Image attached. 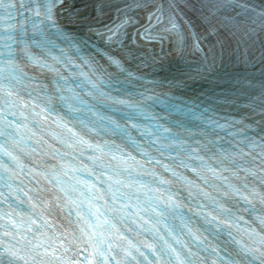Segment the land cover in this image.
I'll return each mask as SVG.
<instances>
[{
  "label": "snow or ice",
  "instance_id": "obj_1",
  "mask_svg": "<svg viewBox=\"0 0 264 264\" xmlns=\"http://www.w3.org/2000/svg\"><path fill=\"white\" fill-rule=\"evenodd\" d=\"M60 3H63V0H59ZM17 7H24L21 3L17 5L13 2H6V0H0V9L5 11L9 9H14ZM56 7V0H49V3L45 5L46 12L44 14V19L47 20L51 27L55 28L57 33L62 36L64 39H72L69 35L60 31L58 21L56 19L54 8ZM169 9L175 11L179 5L169 4ZM219 9V5L216 6ZM240 7H245L240 5ZM157 12L163 13V5H160L156 9ZM255 11V10H253ZM11 15V12L8 13ZM37 11V15H39ZM155 16L158 22L161 21V16H157L156 13H152ZM259 16V26L261 29H264V11L257 14ZM169 22L171 28H166V32L175 31L178 37L177 44L178 46L182 44L183 33L178 29V26L175 22L173 16L169 17ZM232 24V28L229 29L232 32V35H237L242 33L241 39L245 36L251 37L255 32V27H253L257 21L255 17H251L250 20H240L236 21L235 18H230L229 21ZM233 29L235 31H233ZM111 33L115 34L117 30L110 29ZM215 31V29H212ZM108 39L111 41L113 35H109ZM163 39V37H161ZM197 48L199 45H196ZM3 71V69H0ZM7 95L11 96L12 93L9 91ZM25 107L27 105H24ZM35 108V104H33ZM44 109H41L43 112ZM39 115L38 113H34ZM43 118V117H41ZM71 132L72 130L69 129ZM75 135V133H72ZM255 144V141H253ZM247 155V153H245ZM260 156V166H259V179L260 183L264 184V145H261V152L258 153ZM250 175L255 177L257 172L254 170H248ZM117 183H121L117 181ZM248 189V194L237 193L242 200L247 203H252V198L259 197L260 202L264 203V191L258 192L255 188H248V185H244ZM111 190V189H110ZM71 204L74 206L70 211H74L77 217V227L79 229V234L76 232L66 231L62 234H52L41 233V238H36L35 241L30 239L27 235L23 233L33 232V226L37 230L41 229V225L35 219L30 218L29 224H22L17 226L13 224L14 228H17L18 236L14 237L20 243V247L9 246L5 248L4 253H0V264H12V260H23L24 264H128V257L132 255L133 252L143 257V264H195V261L192 257L195 255L187 245H183L184 253L178 251L175 248H168V253H171L167 261L162 260L160 254H158L156 248L151 244H145L146 247L152 254L156 257L155 261L149 259L144 251L139 247H135L131 241L127 242V247H122L118 241H124L125 236L119 231L116 227V224L112 222L109 217L112 215L116 209L106 210V212H101L99 208H96L95 211L92 210L91 202L88 203L89 213L86 215L81 211L80 202L76 200H71ZM113 204L116 203V199H113ZM59 206V205H58ZM130 204L121 202L120 211L122 214L124 209L130 208ZM215 219V217H213ZM135 222V221H133ZM261 224L264 225V219H261ZM225 224L227 227H231V223L227 220L217 221V224ZM45 224H48V221L45 220ZM35 236V233H33ZM192 239L195 241L196 245L201 244L203 241L200 240L197 236L193 235ZM179 243V241H177ZM259 246H250L244 249L245 256H251L253 261H258V264H264V235L259 237ZM26 246V247H25ZM43 249V251H40ZM215 252L216 250L213 249ZM86 252V255H81V253ZM71 253V255H69ZM117 253H122L118 255ZM7 255L11 259L7 262L3 260V256ZM137 264H140L137 261ZM215 264V261L213 262ZM225 264H241L240 261H225Z\"/></svg>",
  "mask_w": 264,
  "mask_h": 264
}]
</instances>
